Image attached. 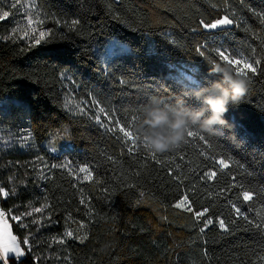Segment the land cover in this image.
Masks as SVG:
<instances>
[{
  "label": "trees",
  "instance_id": "trees-1",
  "mask_svg": "<svg viewBox=\"0 0 264 264\" xmlns=\"http://www.w3.org/2000/svg\"><path fill=\"white\" fill-rule=\"evenodd\" d=\"M25 1L13 9L14 0H0V12H10L0 21V100L7 104L0 109V187L8 192L0 211L25 249L7 264H264V226H249L232 208L256 222L264 209V25L254 15L264 12V0H29L45 20L42 30L52 29L39 45L12 31L32 15ZM225 14L233 25L199 27ZM73 19L80 24L70 31L65 24ZM107 39L126 49L104 54ZM201 44L207 58L197 52ZM221 45L262 61L241 103L225 114L233 127L200 132L207 144L186 136L188 143L154 152L160 163L138 140L129 153L122 134L72 98L85 97L122 122L149 95L187 92L198 107L191 90L219 79L207 61H220L211 50ZM192 68L197 85L184 79ZM101 122L111 126L103 114ZM222 158L228 168L218 165ZM207 171L216 176L202 179ZM243 190L252 201H243ZM184 195L193 212L175 207ZM45 203L43 213L23 215ZM205 207L197 220L194 212ZM208 218L214 223L201 233Z\"/></svg>",
  "mask_w": 264,
  "mask_h": 264
},
{
  "label": "snow or ice",
  "instance_id": "snow-or-ice-1",
  "mask_svg": "<svg viewBox=\"0 0 264 264\" xmlns=\"http://www.w3.org/2000/svg\"><path fill=\"white\" fill-rule=\"evenodd\" d=\"M22 4V0H14V3L12 4L13 9L18 8ZM254 15H256L260 23L264 25V12H254ZM10 16L9 11H3L2 14H0V21H3L7 19ZM40 14H36V18L33 19L32 15H28L27 17V26L28 30L24 31L22 33L23 38H28L32 37L31 43L33 45H39L43 41H45L50 35H52V29H48L47 31L42 30V26L45 23L44 19L39 18ZM234 19L230 18L228 14L221 16H218L215 19H212L211 21H208L206 19H201L199 21V27L207 30V31H212V30H217V29H222L224 26H229L234 24ZM60 20H56V24H60ZM80 21L78 19H73L71 20L70 23H66L65 26L70 30L74 31L76 28L79 26ZM13 34L19 31V29L14 28ZM207 51V45L206 44H201L197 47V52L200 54L202 57L207 58L206 55ZM215 53V55L219 58L220 61L226 62L230 64L235 72L240 75L247 76L249 80L252 79V76H254L257 71L259 66L261 65L262 61L261 60H255V61H250L249 58L244 57L242 54H235L229 52L227 49L223 48V46H217L214 49H212ZM195 68H192L191 70L185 69L184 72L188 73L186 76H184V79L190 82L191 85H197L199 83L198 80L193 79V74H195ZM251 74V75H250ZM183 75V73L181 74ZM120 84L126 83L124 80L119 81ZM0 103H3V101H0ZM79 107V105L77 106ZM83 112V109H80ZM137 114H133L131 116L130 120L122 122L120 119L115 118V112L109 113L105 110L104 107L97 105V115H95L94 119L98 122L101 123L102 127H105L107 131L112 132L114 134H122V138L124 139L126 146L128 147L129 153H132L136 151V137L133 135L132 131L130 130L131 124L133 121H135L138 118L139 115V109L133 110ZM103 114L105 117H107L109 124H104L101 122V115ZM187 137L194 138L195 140L198 141H204L205 144H207L209 141L207 138L200 132L198 131H192L189 130L187 133ZM25 139H27L25 137ZM131 141V144H128L127 142ZM185 143H188L189 141H184ZM150 155L152 159L156 160L157 163H160V160L157 159L156 155L154 152H150ZM111 159V158H109ZM218 165L220 168H228L229 163L227 162L226 159H219L217 161ZM53 167H65L67 168L68 165H53ZM241 167H244L241 165ZM72 169L69 168V172H71ZM80 173H85L84 179L85 180H92V172L89 171L87 166H82L78 170ZM43 175V173H41ZM216 176L215 171H207L204 173L203 178H206L208 180H212ZM128 187H134V185L129 184ZM241 188H243L242 185H240ZM225 190H230L229 189H221V192ZM8 192L5 191L3 187H0V196H7ZM242 197L244 202H250L253 200V192L251 190H243L242 191ZM81 203H84L83 200H81ZM176 208L179 209H184L188 212H193V208L191 205V202L189 201V198L187 195H184L182 198H180L176 204ZM48 208V204H42L40 207H33L30 212H26L23 215L25 216H32L34 213H43L44 210ZM232 208L234 209L235 215L238 218H242L244 221L247 222V224L251 227H256L260 228L261 226H264V216H262V212H264V209H261L260 211L257 212L258 216H261V220L259 222H256L248 217V215L245 214V212L241 211L240 207H237L235 204L232 205ZM209 209L208 208H203L202 211H195L194 215L197 220H200L202 217H205L206 213H208ZM12 220L14 221H21L22 217L21 216H12ZM37 221H33V223H36ZM214 223V220L211 218H208L206 222H204V226L200 228V232L203 233L206 228H208L209 225H212ZM219 227L221 229L226 230L227 225L225 224V221L223 219H220L218 221ZM235 223V221H233ZM80 227L83 228L84 224L81 223ZM68 237H72L74 234L73 232L69 231L65 234ZM87 237H81V239H86ZM59 243L63 244L64 240L60 239L58 241ZM23 245H28L29 240L28 238H24L22 241ZM25 254V249L21 247V242L18 240L17 236L13 234L11 230V225L8 223V220L6 218V214L3 211H0V264H7L8 260L10 257H22ZM261 259H264L262 257Z\"/></svg>",
  "mask_w": 264,
  "mask_h": 264
},
{
  "label": "clouds",
  "instance_id": "clouds-1",
  "mask_svg": "<svg viewBox=\"0 0 264 264\" xmlns=\"http://www.w3.org/2000/svg\"><path fill=\"white\" fill-rule=\"evenodd\" d=\"M209 75L219 79L191 90L199 106L187 102L183 95H149L139 106L138 118L131 131L146 151L163 153L174 150L186 139L189 130L208 135H223L232 123L225 119L229 106H238L249 87V78L237 74L233 67L217 60H209Z\"/></svg>",
  "mask_w": 264,
  "mask_h": 264
},
{
  "label": "rangeland",
  "instance_id": "rangeland-1",
  "mask_svg": "<svg viewBox=\"0 0 264 264\" xmlns=\"http://www.w3.org/2000/svg\"><path fill=\"white\" fill-rule=\"evenodd\" d=\"M23 6L26 7L29 12H31L33 19H35L36 14H38V13L35 11V7L31 4V2L29 0H26L25 5H23ZM0 14H2V13L0 12ZM26 21H27V19L23 20L22 23L20 24L21 29L19 30V32L23 33L24 31L28 30V26H27ZM124 49H126V45L121 43L119 40H116V39H107L103 45L104 54H111V52L118 51V50H124ZM70 93H71V91H70ZM71 95L73 96L74 93L73 94L71 93ZM72 98L74 99V101H76V103H78V105L80 103V107H82L83 110L91 109L97 115V105L95 102L88 101L85 97H81L77 100L75 95ZM0 101H3V103H0V109H3V108L5 109V107H7L5 100L1 99ZM0 143H1V140H0ZM10 219H11V217H10ZM8 220H9V218H8Z\"/></svg>",
  "mask_w": 264,
  "mask_h": 264
},
{
  "label": "built area",
  "instance_id": "built-area-1",
  "mask_svg": "<svg viewBox=\"0 0 264 264\" xmlns=\"http://www.w3.org/2000/svg\"><path fill=\"white\" fill-rule=\"evenodd\" d=\"M15 259H16V260H18V259H19V257H15Z\"/></svg>",
  "mask_w": 264,
  "mask_h": 264
}]
</instances>
